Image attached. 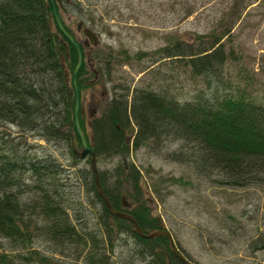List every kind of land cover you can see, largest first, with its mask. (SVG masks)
<instances>
[{"label":"trees","instance_id":"trees-1","mask_svg":"<svg viewBox=\"0 0 264 264\" xmlns=\"http://www.w3.org/2000/svg\"><path fill=\"white\" fill-rule=\"evenodd\" d=\"M53 2L61 24L74 36L66 15L75 24L82 18L80 0ZM253 2L258 6L263 0H230L207 30L167 32L157 47L134 52L148 63L138 69L147 80L132 87L112 83V95L88 118L89 133L79 105L78 122L95 160L123 156L140 145L160 149L174 143L165 157L187 162L197 176L218 185L264 186V51L253 55L242 29H234ZM77 42L83 54L75 77L80 99L90 66L92 77L109 81L119 62L108 47L86 54ZM75 61L76 49L54 23L49 0H0V123L18 128L14 134L0 130V238L6 239L5 246L0 241V264H75L54 256L52 251L65 244L66 255H80L84 264H113L109 255L123 234L133 239L127 246L129 263L184 264L164 235L139 236L128 219L108 211L94 190L91 168L83 174L91 197L83 199L43 144L64 140L77 156L70 82ZM172 89L183 96L177 98ZM97 172L110 203L131 213L141 230L161 226L143 198L134 163L118 161L109 172ZM38 233L55 245L52 251L33 245Z\"/></svg>","mask_w":264,"mask_h":264},{"label":"rangeland","instance_id":"rangeland-1","mask_svg":"<svg viewBox=\"0 0 264 264\" xmlns=\"http://www.w3.org/2000/svg\"><path fill=\"white\" fill-rule=\"evenodd\" d=\"M229 1L80 0L84 9L80 21L93 30L96 38L92 41L88 38L86 54L108 47L117 55L115 61L119 62L114 64L109 81H104V76L92 77V68L89 67V84L83 88L79 100L87 133L88 118L97 114L112 95L109 89L112 83H125L132 87L139 84L141 79L147 80L143 77V71L138 70L147 61L137 60L134 52L157 47L167 32L207 30L214 23L215 17L229 5ZM246 10V14L241 13L234 29H242L240 35L245 46L257 56L264 51V0L258 6L253 2ZM66 22L76 40L81 41L87 37L81 30H75L73 20ZM172 75L173 85H176L175 74ZM172 92L177 98L183 96V92L177 89H172ZM0 130H8L11 134L18 132L15 125L5 122L0 123ZM26 135L34 140L29 132ZM43 144L62 163V174H68L69 180L74 183L73 190L78 189L83 199L90 198L83 176L86 169L90 168L88 155L72 157L70 144L64 140H51ZM173 146L175 144L171 143L157 149L140 145L130 148L123 156L97 157L95 166L97 171L105 169L109 172L118 161L134 163L140 169L143 198L149 205L150 213L159 216L161 224L171 233L177 247L196 264H264L263 184L218 185L211 178L197 176L187 162L166 158L164 151ZM79 148L77 143L74 149L78 151ZM23 176L29 180L28 173ZM176 177H181L185 182L175 181ZM262 237V242L258 241ZM46 238L45 233H38L33 245L43 251H52L55 245ZM0 241L5 246L6 239L0 238ZM132 241L128 234H123L122 240H116L109 261L116 260L113 264H141L137 259L134 263L128 262L127 246ZM59 247L52 251L55 257L84 264L80 255L77 258L72 254L66 255L69 246L65 244L63 249Z\"/></svg>","mask_w":264,"mask_h":264},{"label":"water","instance_id":"water-1","mask_svg":"<svg viewBox=\"0 0 264 264\" xmlns=\"http://www.w3.org/2000/svg\"><path fill=\"white\" fill-rule=\"evenodd\" d=\"M49 3L51 5L52 17H53L54 23L56 24L58 29L62 32V34L74 45V47L76 49V61H75V64L71 70V76H70V82H71V86H72V89L74 92V102H73V109H72V122H73L75 134L72 136L73 148L79 142L80 148L78 151H76V155L79 157H83V156L88 155V160H89L90 168L92 171L94 190L100 196L103 203L105 204V206L107 207L108 211L111 214L116 215L118 217L126 218L132 223V230L136 234H138L139 236L145 237V238H151V237H155L158 235H164L167 238L168 247L175 254V256L177 258H179L184 264H196L195 262H193V261L189 260L187 257H185V255H183V253L178 250V248L175 246V243H174V240L172 238L171 233L163 225H161L159 228H150L146 231L141 230L140 227L138 226L135 218L133 217V215L131 213H129L128 211L115 208L110 203L107 195L102 190L100 183H99V180H98L97 169L95 166L94 152H93L91 146L88 145L86 138H85V134H84L83 130L81 129L79 122H78L79 93L77 90L75 77H76V72H77V70H78V68L82 62V51H81L77 41L73 38V36L70 33H68L65 30V28L61 24V22L57 16V12H56L53 0H49ZM83 33L91 41L93 40L94 34H93L92 30H90L89 28H84ZM58 46H59V48L63 47L64 46L63 42L60 41L58 43Z\"/></svg>","mask_w":264,"mask_h":264},{"label":"flooded vegetation","instance_id":"flooded-vegetation-1","mask_svg":"<svg viewBox=\"0 0 264 264\" xmlns=\"http://www.w3.org/2000/svg\"><path fill=\"white\" fill-rule=\"evenodd\" d=\"M71 18V16H69L68 14L66 15V19H70ZM80 21V20H79ZM79 21H77V23L75 24V30L77 31V32H79L80 30L82 31L83 30V27H85V24L84 23H82L81 21H80V23H78ZM83 33V32H82ZM77 37V36H76ZM93 38H95V36L93 37ZM79 42H81L82 43V45L84 46V47H86V45H88L89 44V40H88V38L87 37H85L84 39H82L81 41H79Z\"/></svg>","mask_w":264,"mask_h":264},{"label":"bare ground","instance_id":"bare-ground-1","mask_svg":"<svg viewBox=\"0 0 264 264\" xmlns=\"http://www.w3.org/2000/svg\"><path fill=\"white\" fill-rule=\"evenodd\" d=\"M77 138V137H76ZM79 143V142H78Z\"/></svg>","mask_w":264,"mask_h":264}]
</instances>
